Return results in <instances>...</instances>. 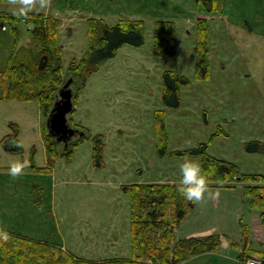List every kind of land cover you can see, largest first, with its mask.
I'll use <instances>...</instances> for the list:
<instances>
[{
  "label": "rangeland",
  "instance_id": "rangeland-1",
  "mask_svg": "<svg viewBox=\"0 0 264 264\" xmlns=\"http://www.w3.org/2000/svg\"><path fill=\"white\" fill-rule=\"evenodd\" d=\"M223 1L222 13L203 15L194 0H34L30 13L59 20L62 81L48 110L37 101L0 98V229L63 244L84 259L132 257L130 197L123 186L167 180L179 183L180 164L186 156L159 153L155 125L159 110L166 112L170 152L207 144L212 156L236 163L243 174H264V153L246 149L248 141H264V0ZM19 3L0 0V12L14 13ZM89 19H103L109 26L124 19L142 20L145 43L124 44L90 75L68 114L69 125L86 132L85 127L89 136L71 161L60 155L52 162L47 154L48 117L67 82L72 81L74 96L81 89L83 83L72 68L88 50ZM200 19L210 22L207 79L196 76ZM160 20L175 24V56L155 54L154 30ZM5 25L6 29H0V69L13 56L37 53L32 25L26 19ZM166 70L191 80L182 88L181 105L176 108L163 101ZM12 125L19 129L20 153L7 152L2 145ZM97 134L103 135L104 142L101 167L93 157ZM83 136H74L67 145L59 142V152ZM188 156L201 162V155ZM18 160L27 161V166L13 177L9 167ZM207 184L212 195L206 192L202 200L195 201L194 209L178 226L179 237L212 230L221 237L225 234L228 242L243 245L248 226L250 243L263 250L260 240L264 236L254 232L261 225V210L253 206L247 193L251 183L239 181L234 187L216 181ZM236 248L230 252L220 248L214 262L241 264Z\"/></svg>",
  "mask_w": 264,
  "mask_h": 264
},
{
  "label": "trees",
  "instance_id": "trees-1",
  "mask_svg": "<svg viewBox=\"0 0 264 264\" xmlns=\"http://www.w3.org/2000/svg\"><path fill=\"white\" fill-rule=\"evenodd\" d=\"M18 1V0H3ZM198 12L211 14L224 11L223 0H194ZM26 19L32 25L33 46L37 53L24 52L10 58L8 64L0 69V98L18 101H37L46 110L51 108L62 81L63 52L58 42L59 20L44 13H29L28 17H17L14 13L0 12V29L6 22H17ZM210 22L197 20V66L196 76L207 79L210 75ZM18 33V32H17ZM155 54L158 56H175L177 54V38L175 24L166 20L156 23L154 30ZM145 43L144 22L142 20L124 19L115 26H109L103 19H89V45L84 57L73 63L72 70L83 83L76 96V103L82 88L90 75L107 59L114 57L124 44L141 46ZM23 52L24 48L19 49ZM191 84V80L183 74L166 70L163 74V101L168 107L181 105V88ZM74 110V109H73ZM157 128V148L165 155H201L202 167L206 170L207 181L222 183H239L249 181L247 193L251 196L254 207L261 210L260 220L264 228V174H243L239 165L232 161L212 156L207 144L188 150L168 149L167 116L159 110L155 113ZM77 127V126H76ZM13 131L4 136L2 145L5 151L20 153L23 146L13 141H20L19 129L12 125ZM71 147H65L62 153L58 150L59 141L53 135L47 136V154L55 161L60 155L71 161L76 149L88 131ZM215 134L213 137L220 135ZM56 138V142H52ZM93 157L95 165H104L101 154L104 147L103 135L94 136ZM22 144V143H21ZM249 152L264 153V141L251 140L246 143ZM253 182L255 184H253ZM178 183H132L124 185L129 194L131 206V258L113 257L89 260L79 257L66 249L63 244H55L46 240H35L23 234L8 233L0 229V264H178L205 253L215 251L221 244V236L213 233L204 238H176V228L194 209L195 201L188 200L180 194ZM235 186V184H227ZM12 233V234H10ZM248 226L244 229L243 245L249 238ZM263 258V257H262ZM264 262V258H263Z\"/></svg>",
  "mask_w": 264,
  "mask_h": 264
},
{
  "label": "clouds",
  "instance_id": "clouds-1",
  "mask_svg": "<svg viewBox=\"0 0 264 264\" xmlns=\"http://www.w3.org/2000/svg\"><path fill=\"white\" fill-rule=\"evenodd\" d=\"M33 7L34 0H20L19 6L14 10V15L17 17H28ZM13 143L22 147L19 141H13ZM26 166L27 161H14L10 164L9 173L13 177H18ZM180 171L181 179L177 188L182 196L188 200L196 201L202 200L206 192L212 195L208 189L206 170L202 167L199 160L186 155L180 164Z\"/></svg>",
  "mask_w": 264,
  "mask_h": 264
},
{
  "label": "crops",
  "instance_id": "crops-1",
  "mask_svg": "<svg viewBox=\"0 0 264 264\" xmlns=\"http://www.w3.org/2000/svg\"><path fill=\"white\" fill-rule=\"evenodd\" d=\"M185 87V86H183ZM182 87V88H183ZM181 88V90H182ZM83 127V126H82ZM85 130H87L85 127H83ZM88 131V130H87ZM151 182H159V183H164V182H168V183H176V182H171L169 180L164 181V182H160V181H151ZM141 183V182H139ZM145 183H149V182H145ZM209 183V182H208ZM230 184V183H227ZM234 184V183H231ZM187 218V217H186ZM185 218V219H186ZM184 219V220H185ZM183 220V221H184ZM261 221V220H260ZM182 223V222H181ZM3 230V229H1ZM178 227L176 228V238L180 239V238H189V237H198V238H204L208 235L213 234L214 232L212 230H202V231H197V232H192V233H187L183 236V237H179L178 235ZM264 230L263 225H256L254 228V232L258 235V236H264V233L262 232ZM4 231H10V230H4ZM251 229L249 228V234L250 235ZM220 235V234H219ZM224 236L221 237V244L219 246V248L215 251H208L205 253H201L199 255L193 256L187 260H185L184 262L180 263V264H216L213 260V257H215L216 254H218V252L220 251V248H224L226 250V252H230L231 251V247L236 246V250H238V252L241 253L239 259L241 260V264H247L246 259L248 257H252V256H256V255H260L261 257L264 258V249L260 250V249H256L253 247V243H250V240L248 238L247 241V245L244 246L241 243L238 242H228L226 241L225 238V234H223ZM243 239V238H242ZM260 242L262 243L263 247H264V240H260ZM243 243V242H242ZM242 245V247H241ZM66 249H68L65 245H63ZM132 256H133V252H132ZM124 258H131V257H124ZM226 259V258H225ZM231 259V258H229ZM238 259V260H239ZM226 262V261H225Z\"/></svg>",
  "mask_w": 264,
  "mask_h": 264
},
{
  "label": "water",
  "instance_id": "water-1",
  "mask_svg": "<svg viewBox=\"0 0 264 264\" xmlns=\"http://www.w3.org/2000/svg\"><path fill=\"white\" fill-rule=\"evenodd\" d=\"M71 80L67 82L60 90V97L56 100L55 106L50 111L47 125L51 135L55 136L59 142L67 143L78 135H84L85 132L79 128L69 125L68 114L73 109L74 93L70 87Z\"/></svg>",
  "mask_w": 264,
  "mask_h": 264
},
{
  "label": "built area",
  "instance_id": "built-area-1",
  "mask_svg": "<svg viewBox=\"0 0 264 264\" xmlns=\"http://www.w3.org/2000/svg\"><path fill=\"white\" fill-rule=\"evenodd\" d=\"M248 264H263L259 257H251L247 260Z\"/></svg>",
  "mask_w": 264,
  "mask_h": 264
},
{
  "label": "bare ground",
  "instance_id": "bare-ground-1",
  "mask_svg": "<svg viewBox=\"0 0 264 264\" xmlns=\"http://www.w3.org/2000/svg\"><path fill=\"white\" fill-rule=\"evenodd\" d=\"M260 260L263 262V258L262 257H260ZM263 264H264V262H263Z\"/></svg>",
  "mask_w": 264,
  "mask_h": 264
}]
</instances>
